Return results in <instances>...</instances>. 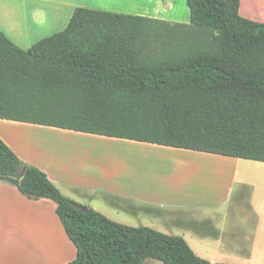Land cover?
I'll list each match as a JSON object with an SVG mask.
<instances>
[{
    "label": "trees",
    "instance_id": "trees-1",
    "mask_svg": "<svg viewBox=\"0 0 264 264\" xmlns=\"http://www.w3.org/2000/svg\"><path fill=\"white\" fill-rule=\"evenodd\" d=\"M187 2L188 23L77 7L28 49L0 29V118L264 161V0ZM5 177L57 203L67 264H228L66 196L0 137Z\"/></svg>",
    "mask_w": 264,
    "mask_h": 264
},
{
    "label": "crops",
    "instance_id": "crops-1",
    "mask_svg": "<svg viewBox=\"0 0 264 264\" xmlns=\"http://www.w3.org/2000/svg\"><path fill=\"white\" fill-rule=\"evenodd\" d=\"M151 1L153 6L149 9L152 10L149 17L175 22H190L191 13L189 17L188 13L185 14L184 9L177 8L179 5L181 6V2L178 0ZM75 7L73 3L65 0H0V29L18 46L28 49L44 38V26L59 27L68 24ZM63 11V16H60L59 14ZM261 19L264 20V16ZM44 129L64 131V133L79 132L0 118V137L26 164L35 165L44 170L66 196L104 213L115 221L134 226H139V224L148 226V224L138 223L142 217H138V215L152 212L157 218L153 223H149V227L176 234L170 227L174 225L183 230V233L177 234L186 239L185 231L197 233L204 239L203 242L199 243L192 237L198 248L194 247L187 239L189 244L198 255L213 263L264 264V190L262 192L263 199L260 200H258V195L251 193L249 196L251 200L245 203L225 202L223 204L221 202L210 206L195 207L180 201L161 198L162 196L159 195L166 193L165 190H158L155 197L152 191H146L145 188L137 187V185L136 187L87 185L75 181L76 179L74 180L64 173L56 172L57 165L45 162L44 158L31 156L29 152L33 148L42 149L44 145H53L54 142L57 143V140L64 145H72V137H75L78 144H84L85 147L91 146L89 144L91 141L100 143L104 139H112L131 147L147 150L173 151L178 148L93 133H90V137H85L79 134L48 131L63 134V136L43 138ZM25 130L33 133L34 137L21 138L20 136L24 135L23 131ZM39 135L41 137H37ZM211 154L213 156L210 157L213 160L221 161L232 167V178L235 181L239 176V168L250 169V163H252L247 161L251 159ZM219 157H231L230 159L233 160H221L222 158ZM254 163H256L254 165L256 170L255 173L252 171V174L264 183V161ZM257 180L238 181L249 188H256ZM233 189L234 187L231 186V192ZM102 200L104 201L102 202ZM255 201L260 204L258 205ZM56 209L55 201L48 198L31 199L22 194L18 186L5 180L1 181L0 264H67L73 261L77 257V247L66 233ZM239 210H243V213L245 212L248 216L244 222L246 229L243 233L230 234L228 231L230 217ZM164 216L166 221L162 223ZM177 218L181 219L177 220ZM237 223L240 224V222ZM49 224L51 228L54 226L55 230L52 228L50 232ZM226 239L229 243L226 242ZM215 247L218 252L225 250L228 256L235 258V261L212 257L209 250ZM201 252H206L207 255H203L204 253ZM152 264L164 263L160 261Z\"/></svg>",
    "mask_w": 264,
    "mask_h": 264
},
{
    "label": "rangeland",
    "instance_id": "rangeland-1",
    "mask_svg": "<svg viewBox=\"0 0 264 264\" xmlns=\"http://www.w3.org/2000/svg\"><path fill=\"white\" fill-rule=\"evenodd\" d=\"M65 1L73 3L76 6L75 9L77 7H86L95 10L146 16L152 13V10L149 9L153 6L151 0ZM178 2H181V6L179 5L177 8L184 9L185 14L188 13L190 17V7L187 0H178ZM63 14L64 11L59 15L63 16ZM170 22L175 23V21ZM67 25L65 24L59 27L44 26V38L64 31ZM48 131L64 133V131L44 129L43 138L63 136V134ZM23 133L24 135L20 136L21 138L34 137L32 136L34 134L27 130L23 131ZM64 134H79L85 137H90L91 135L90 133L82 132ZM37 137L41 136L39 135ZM71 139L73 141L72 145L67 146L57 140V143L54 142L53 145H44L42 149L33 148L29 153L31 156L44 158L46 160L45 162L48 161L53 165H57L56 172L64 173L74 178V180L76 179L75 181L77 182L86 183L87 185L95 187L121 185L136 187L137 185V187L145 188L146 191H152L154 193L153 196L156 195L158 190H165L166 193L159 195L160 197L162 196L161 198L180 201L183 204L193 205L195 207L210 206L221 202L223 204L225 202L245 203L251 200L249 197L251 193L258 195V200L263 199L262 192L264 190V183L252 174V171L255 173L256 170L254 166L256 163L254 162L259 161L253 162L252 160H247L248 162H252L250 163V169L239 168V176L235 181L232 178V167L223 164L221 161L213 160L210 157L213 156L211 153L182 148L173 151H161V149L147 150L131 147L119 141H113L112 139H104L100 143H93L91 141L89 142L91 146L85 147L84 144H78L75 137ZM219 158H222L221 160H233L230 159L231 157ZM244 179H249L250 181L258 179L256 181L257 187L249 188L248 186L242 185L239 181H243ZM231 186L234 187L232 192L230 190ZM255 202L258 205L260 204V202ZM138 217H141L138 223L148 224V226L156 221L157 218L152 212H145L143 215H138ZM247 217L245 212L243 213V210L234 212L229 220V233H243L246 229L244 222H246ZM179 219L181 218H177V220ZM165 221L164 216L162 223ZM237 222H240V224ZM141 225L139 224V226ZM48 226L50 227V232L52 228L55 230L54 226L52 228L50 224ZM170 227L174 231L173 233H183V230L176 228L174 225ZM184 233H186L187 239H189L194 247L198 248V245L192 240V237L197 239L199 243L204 240L200 235L192 231H185ZM226 242L229 243L227 239ZM199 251L201 250L199 249ZM209 252L212 257L235 261V258L228 256L225 250L218 252L215 247L209 250ZM201 253L207 255L205 254L206 252ZM154 262L160 261L154 259L147 260V264Z\"/></svg>",
    "mask_w": 264,
    "mask_h": 264
},
{
    "label": "water",
    "instance_id": "water-1",
    "mask_svg": "<svg viewBox=\"0 0 264 264\" xmlns=\"http://www.w3.org/2000/svg\"><path fill=\"white\" fill-rule=\"evenodd\" d=\"M4 180L8 181V182H10V183H12V184H14L16 186H18L19 183H20V180H18L16 178H13V177H5ZM84 210H87V209H84Z\"/></svg>",
    "mask_w": 264,
    "mask_h": 264
}]
</instances>
